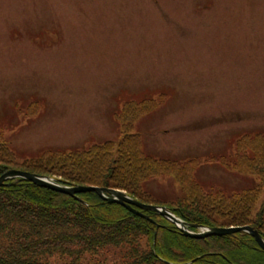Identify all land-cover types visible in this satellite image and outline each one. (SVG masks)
<instances>
[{"label": "rangeland", "instance_id": "374dc122", "mask_svg": "<svg viewBox=\"0 0 264 264\" xmlns=\"http://www.w3.org/2000/svg\"><path fill=\"white\" fill-rule=\"evenodd\" d=\"M146 100L128 125L145 153L190 163L207 191L250 186L232 162L264 131V0H0V133L17 163L117 140ZM145 190L181 193L168 174Z\"/></svg>", "mask_w": 264, "mask_h": 264}, {"label": "trees", "instance_id": "16d2710c", "mask_svg": "<svg viewBox=\"0 0 264 264\" xmlns=\"http://www.w3.org/2000/svg\"><path fill=\"white\" fill-rule=\"evenodd\" d=\"M146 101L141 108H127L132 111L129 123L123 124L117 140L80 151L53 149L17 163L0 133V175L19 169L66 186L119 189L144 204L166 206L186 223L249 225L264 239V131L243 135L235 143L232 167L251 175L252 184L230 193L207 191L190 174V163L148 155L139 135L130 132L129 118L152 107L153 101ZM166 174L181 193L156 202L146 185ZM138 211L94 192L71 196L23 178L8 180L0 186V264H264L263 249L247 232L193 238L158 212Z\"/></svg>", "mask_w": 264, "mask_h": 264}, {"label": "water", "instance_id": "95a60500", "mask_svg": "<svg viewBox=\"0 0 264 264\" xmlns=\"http://www.w3.org/2000/svg\"><path fill=\"white\" fill-rule=\"evenodd\" d=\"M14 178H23L26 179L39 187L49 188L51 190L68 194L75 195L80 192H94L96 193L102 200L117 203L119 205H123L127 209L139 212L137 209H146L158 212L160 215L170 220L172 223L176 225V227L185 235L193 238H203L208 235H224L231 234L235 232H247L249 233L258 245L264 251V239L258 233L256 229L249 225L244 226H229V227H203L197 224H189L184 222L179 217L175 216L167 207L158 206V205H148L139 202L136 199L129 197L125 192L117 189H110L106 187H97V186H66L60 184L56 179L39 175L36 173H30L28 171H23L19 169H8L0 175V186L11 179ZM80 200V199H79ZM190 228H195L197 231H191ZM194 261V260H193ZM193 261L184 264H192ZM167 263V262H166ZM169 264V263H168Z\"/></svg>", "mask_w": 264, "mask_h": 264}]
</instances>
